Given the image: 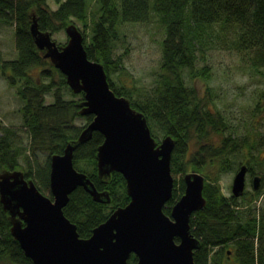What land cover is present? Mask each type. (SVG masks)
<instances>
[{
  "label": "trees",
  "instance_id": "obj_1",
  "mask_svg": "<svg viewBox=\"0 0 264 264\" xmlns=\"http://www.w3.org/2000/svg\"><path fill=\"white\" fill-rule=\"evenodd\" d=\"M56 2L57 8H52L48 0H0V23L14 20L18 50L16 58L3 60L1 66L10 84L17 86L23 101L20 107L23 125L29 135L25 143L20 129L0 118V172L23 169L27 178H32L44 193L52 196L51 156L63 153L94 117L86 114V124L75 123L76 117L81 115L84 92L71 88L65 74L43 55L31 32L33 14L41 29L52 32L65 28L75 17L85 27L82 30L89 57L104 64L116 93L129 97L133 106L147 115L152 133L162 129L176 138L171 162L173 173H185L192 168L210 170L206 173L204 187L207 203L191 218V231L200 239L194 250L195 263L223 264L224 259L229 263L228 259L234 255L239 264H264V223L261 224L264 218H259L253 208L241 209L238 198L226 196L219 181L222 171L232 165L233 152L246 151L241 163L247 162L256 173L251 155H258L257 152L264 148V129L255 127L239 135L231 128L214 88L208 84L202 94L187 81L188 76L208 81L210 65H201L200 61L206 59L212 42L227 43V40L253 70L264 75V0ZM154 16L164 26V37L162 62L153 84L147 89L134 82L132 85L118 84L113 72L124 68L121 67L123 58L113 54L120 29L124 23L147 22ZM87 26L89 33L85 31ZM65 88L73 97H66ZM50 92L54 100L47 102L46 95ZM253 115L264 126V91ZM103 140V133L96 130L74 150L75 166L87 172L99 190H108L111 195L109 202L96 201L83 186L70 194L64 212L77 224L82 237H89L94 227L105 221L118 206L130 201L121 172L113 171L108 176L99 174L97 151ZM38 151L48 152L43 165L32 163V156ZM23 162L28 169H24ZM184 191V178L175 179L173 197L165 206L167 213ZM260 194V190L246 191L242 199L251 203ZM11 226L10 213L0 200V261L35 264L14 238ZM230 240L234 242L229 243ZM230 245L234 248H228ZM136 261V255L132 254L129 264Z\"/></svg>",
  "mask_w": 264,
  "mask_h": 264
},
{
  "label": "water",
  "instance_id": "obj_2",
  "mask_svg": "<svg viewBox=\"0 0 264 264\" xmlns=\"http://www.w3.org/2000/svg\"><path fill=\"white\" fill-rule=\"evenodd\" d=\"M65 29L69 38L59 44L32 15L36 45L75 92H84L80 113L94 117L63 153L51 156L52 196L20 168L0 172V200L10 213L14 238L35 264H129L132 254L135 264H196L194 250L200 239L191 231V218L207 203L205 175L196 169L186 171L184 193L170 213L165 211L175 188L171 162L176 138L167 134L158 142L147 115L129 97L117 94L104 64L89 57L83 31L75 23ZM96 130L104 135L97 151L99 174L121 172L130 201L94 227L89 237H82L64 212L70 194L83 186L96 201H111L109 191L99 190L74 164L77 144ZM248 170L249 164L243 162L236 171L234 196L246 192ZM261 183L262 175H255L253 186L258 189Z\"/></svg>",
  "mask_w": 264,
  "mask_h": 264
},
{
  "label": "rangeland",
  "instance_id": "obj_3",
  "mask_svg": "<svg viewBox=\"0 0 264 264\" xmlns=\"http://www.w3.org/2000/svg\"><path fill=\"white\" fill-rule=\"evenodd\" d=\"M48 2L52 8H57L58 4L56 0H48ZM73 19L74 21L70 23L77 24L81 30L85 29L81 21L77 20L75 17H73ZM65 28L58 31H51L53 37L59 44H65L69 38ZM89 30L90 28L87 26L85 31L89 33ZM120 30L113 55L114 57L118 55L122 56L123 62L121 67H124L125 70L124 72V68L115 70L113 72V77L118 84L126 83L132 85L134 82L141 88L144 87L147 89L153 84V80L160 70L162 62L161 41L164 37V26L158 21V18L154 16L152 20L147 22L124 23ZM15 38L14 20L1 22L0 118L4 123L20 129L23 141L28 143L29 135L26 126L23 125V117L20 111L23 101L17 92V86L10 84L1 66L3 60L17 57L18 50ZM204 63H208L211 69V76L207 81L208 83L206 82L207 79H191L189 76L187 81L194 84L202 94L208 84L214 88L220 107L224 109L229 117L231 128L237 130L239 135H243L255 127H260V129L263 130L264 126L257 122L256 116L253 115L254 111H256L257 101L264 91V75L262 72L253 70L249 66L247 60L239 52L232 49L228 40L227 43L219 41L212 42L206 59L200 61L201 65ZM65 95L66 97H73L72 93L67 88H65ZM53 100V93H48L46 95V101L52 102ZM86 122L87 118L82 114L78 115L75 119V123L80 126L86 124ZM153 133L160 141L167 135L162 129H157ZM192 147L195 149L197 148L194 145ZM254 151L255 153L257 152L256 150ZM244 152L246 151L233 152V159L232 155L230 156L232 161L231 167L228 170H223L221 173L219 181L226 196H234L232 191L233 179L239 168V164L244 159ZM257 153L258 155H251V165L256 173L262 175V184L260 188L256 189L253 186L250 174H247L246 191L255 193L260 190L261 194L251 203L244 201L242 196H236V198H238L241 209L250 210L253 208L256 210V214L259 218H264V148ZM48 156V152L38 151L36 156H32V163L34 165H37L36 163L43 165ZM24 169H28L26 163H24ZM193 169L195 168L191 170ZM198 171L203 173L205 177L206 173L210 172L208 168ZM183 175L184 173H174L175 179H180ZM246 212L247 211H245V213ZM241 217H244V215L241 214ZM263 223L264 222L261 224ZM232 242H234V240L229 241V243ZM228 248L234 247L230 245ZM232 258L231 260L228 259L231 264H239L235 261L234 255H232ZM0 264L13 263L0 261Z\"/></svg>",
  "mask_w": 264,
  "mask_h": 264
},
{
  "label": "flooded vegetation",
  "instance_id": "obj_4",
  "mask_svg": "<svg viewBox=\"0 0 264 264\" xmlns=\"http://www.w3.org/2000/svg\"><path fill=\"white\" fill-rule=\"evenodd\" d=\"M248 174H250V176H251V178H252V183H253V177L255 176V175H257L258 173H252V170L250 169V165H249V170H248ZM262 184V183H261ZM173 206V205H172ZM171 206V207H172ZM232 259V258H231ZM227 264V260L226 259H224V261H223V264Z\"/></svg>",
  "mask_w": 264,
  "mask_h": 264
}]
</instances>
